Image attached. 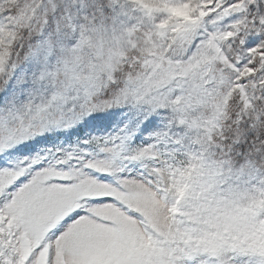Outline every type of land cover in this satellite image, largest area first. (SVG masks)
I'll list each match as a JSON object with an SVG mask.
<instances>
[{
    "label": "snow or ice",
    "instance_id": "6c2138e0",
    "mask_svg": "<svg viewBox=\"0 0 264 264\" xmlns=\"http://www.w3.org/2000/svg\"><path fill=\"white\" fill-rule=\"evenodd\" d=\"M0 160V264H264V0H0Z\"/></svg>",
    "mask_w": 264,
    "mask_h": 264
},
{
    "label": "rangeland",
    "instance_id": "374dc122",
    "mask_svg": "<svg viewBox=\"0 0 264 264\" xmlns=\"http://www.w3.org/2000/svg\"><path fill=\"white\" fill-rule=\"evenodd\" d=\"M245 47L252 46L250 40H246ZM96 116L95 119L88 120L87 122L77 123L74 127L67 130L66 133H45L44 138L36 137L35 142L26 141L30 145L29 149L24 150L21 153H18V156H31L37 152H43L48 148H67L77 141H82L87 139L90 136H101L105 134L116 133L119 128H121L127 119L125 115L122 114V110L120 109H110L107 113H99L94 114ZM158 125L162 126L163 121L158 117L157 118ZM147 133L143 134V137H146ZM142 134L140 132H136L131 139V147H135L136 145L141 143ZM143 142L147 143V139H143ZM84 147H87L85 145ZM127 147V145H126ZM59 155V153H57ZM6 163L4 160H0V166ZM118 164L124 167V172L122 175H137L142 169L139 166L138 161H128V160H118ZM108 176H101V179H108Z\"/></svg>",
    "mask_w": 264,
    "mask_h": 264
},
{
    "label": "trees",
    "instance_id": "16d2710c",
    "mask_svg": "<svg viewBox=\"0 0 264 264\" xmlns=\"http://www.w3.org/2000/svg\"><path fill=\"white\" fill-rule=\"evenodd\" d=\"M250 145L249 144H247V143H245V144H242L241 146H240V148H241V151H244V150H246L248 147H249Z\"/></svg>",
    "mask_w": 264,
    "mask_h": 264
}]
</instances>
